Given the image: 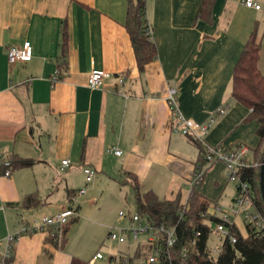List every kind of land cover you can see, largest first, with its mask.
<instances>
[{
  "label": "crops",
  "instance_id": "1",
  "mask_svg": "<svg viewBox=\"0 0 264 264\" xmlns=\"http://www.w3.org/2000/svg\"><path fill=\"white\" fill-rule=\"evenodd\" d=\"M201 1L146 0L158 55L140 72L125 27L129 0H0V153L34 160L32 166L12 169L10 176L0 169V243L20 230L25 213L28 218L34 212L54 215L79 201L94 208L97 188L122 191L133 187V177L142 192L152 190L162 198L166 169L186 166L185 174H174L167 182L164 196L180 194L184 202L183 186L197 163L181 165L187 154L182 134L172 129L177 121L167 99L171 87L178 89L182 115L201 123L214 117V128H222L219 136L201 132L206 144L221 140L251 150L258 146V124L244 122L250 109L231 97V87L235 65L253 31L261 43L259 68L264 74V37L259 38L253 22L263 9L248 8L243 0H216L212 22H207L197 15ZM28 41L32 59L10 64L8 48ZM64 60L63 79L53 82ZM94 69L113 74L105 89L87 85ZM118 74L125 75L123 83H116ZM224 104L231 107L221 116L218 110ZM251 125L254 147L244 142H251L244 128ZM231 134L234 142L222 140ZM113 147L121 155L108 152ZM64 159L71 165L60 171ZM85 166L97 170L91 183L86 182ZM70 171L83 173L84 185L71 186ZM85 186V194L77 193ZM30 193L39 196L38 206L22 205ZM76 206L79 219L81 204ZM235 221L246 235L244 216ZM48 240L43 231L20 236L11 264H87L94 255L69 247L68 234L63 246ZM113 256L109 263L119 264Z\"/></svg>",
  "mask_w": 264,
  "mask_h": 264
},
{
  "label": "built area",
  "instance_id": "2",
  "mask_svg": "<svg viewBox=\"0 0 264 264\" xmlns=\"http://www.w3.org/2000/svg\"><path fill=\"white\" fill-rule=\"evenodd\" d=\"M243 4L248 8L261 10L262 5L258 0H243ZM146 33L152 35L153 28L148 23ZM7 57L10 64L17 62H27L33 57V45L31 42H25L23 45L11 46L7 50ZM113 77V74L94 69L88 74L87 85L94 89H105L108 85V80ZM58 79V71L53 76V82ZM116 83H123L125 81L124 74L116 75ZM168 102L172 106L173 115L177 123L172 126L175 132H178L189 138H196L204 145V158L203 161L198 162L194 171L190 177L185 181V186L189 189L188 198L190 192L199 185H202L206 175L205 163H217L222 162L225 165L226 173L229 182H234L238 189V195L234 199V205L230 210H224L218 201H212L209 204V209L206 213H203V217L209 215L215 217L217 220L211 222L212 232H217L222 238V242L213 247V253L217 254L222 251L224 241L229 239L231 243L237 241L235 230L239 229L236 224L235 217L243 215L246 224L254 225L258 230H262L264 234V216L256 209L253 192L250 188V184L243 178V174L250 167H257L259 163L251 160V149L248 145L242 144L238 146H228L226 144L219 143L217 145L206 144L202 140L201 132H207L212 124L215 122V118H210L205 123H200L191 118H187L179 111L178 106V89L171 87L167 96ZM230 108V104H224L219 108L221 115H225ZM108 152L121 155L122 151L118 148H110ZM0 164L7 166L4 174L10 176L12 174L11 161L7 155L0 153ZM71 165L70 159H64L62 161L60 171H64ZM85 179L87 183L94 181L97 174V170L92 166H85L84 169ZM86 187L80 189L77 193L85 194ZM188 200L182 202L181 217L185 218V211L188 207ZM120 217H129L130 225L128 226H112L109 229L108 239L116 241L120 244L128 243L129 238L138 240L137 248L141 246V256L139 258H131L135 254L119 253L113 256V261H117L119 264H173L171 249L177 243L179 237L175 226H169L165 224L156 225L150 217L142 215L138 212L128 213L124 210H120ZM78 217V208L75 203L64 211L54 215H43L40 217L28 218L24 215L21 216L20 230L14 233H9L4 243H0V264H11L15 257L17 240L24 234H32L43 231L48 234L49 238L57 236L59 243L64 238V229L71 222V220ZM240 230V229H239ZM212 233V234H213ZM141 235H146L144 240H139ZM201 235L199 228L195 230V237L192 240H187L186 245L183 248L184 255L189 251H198L196 238ZM136 248V249H137ZM104 255L98 251L88 261L87 264H97V261L102 259Z\"/></svg>",
  "mask_w": 264,
  "mask_h": 264
},
{
  "label": "trees",
  "instance_id": "3",
  "mask_svg": "<svg viewBox=\"0 0 264 264\" xmlns=\"http://www.w3.org/2000/svg\"><path fill=\"white\" fill-rule=\"evenodd\" d=\"M216 0H202L198 9V17L207 22H212V7ZM146 0H129L127 8V17L125 27L130 35L136 61L140 72L145 70V66L154 60L158 55V50L152 35L146 33L147 29ZM67 29L64 27V53L67 52ZM261 54V43L257 38L255 31L251 33L246 41L245 47L235 65L233 81L231 87V97L251 111L244 119L245 123L252 121L258 124L256 134L260 142L255 149L251 151V160L257 161V167H250L243 174V178L250 184L253 192V198L256 209L264 216V201L261 195V165L264 161V74L259 68ZM66 55V54H65ZM64 55V57H66ZM67 63L64 60L60 69H58V79H63V70ZM204 155V145L196 138H192ZM204 158V156H202ZM12 169L17 167H29L34 164V160L19 158L17 160L9 157ZM203 161V159H202ZM201 162V161H199ZM5 172L7 166H0ZM134 178L133 188L136 192V202L138 213L148 215L156 225L175 226L178 233V241L171 249L173 264H264V234L254 225L247 224V234L244 235L239 229L235 230L237 241L231 243L229 239L224 241L222 251L213 253L208 245L212 235L211 222L217 220L215 217L206 215L211 201L202 194L201 186L194 188L188 198V207L184 213L185 218L181 217L183 208L180 194L175 198H160L154 191L149 190L142 192L140 186ZM71 190L69 191V193ZM72 193V192H71ZM69 194V196L71 195ZM22 205L25 207L38 206L41 203L36 193H30L23 197ZM78 220V217L64 229V238L61 243L58 242L57 236L49 238L48 241L56 246L64 245L67 242V234L71 225ZM199 228L201 235L196 238L198 251H189L186 255L183 248L187 240L195 237V230ZM140 249H137L135 256L139 258Z\"/></svg>",
  "mask_w": 264,
  "mask_h": 264
},
{
  "label": "rangeland",
  "instance_id": "4",
  "mask_svg": "<svg viewBox=\"0 0 264 264\" xmlns=\"http://www.w3.org/2000/svg\"><path fill=\"white\" fill-rule=\"evenodd\" d=\"M258 2L262 5L263 13L261 15H258L257 17H254L253 22L254 24L256 23L258 25L257 33L259 35V38L262 39L264 37V0H258ZM261 65L264 68V40L262 47ZM216 124L217 123L215 119V123L210 127L207 132L212 135L219 136L220 134H222V128H214ZM247 125L250 124L247 123ZM244 128H246L249 138L251 137V142H244H247L252 147H254L256 144V134L254 126H244ZM180 136L184 139V150L187 154L186 162H184L185 164L181 165H187V162H189L190 165L194 166V164L198 163L199 161H202V156L204 155H202L200 148L194 142H191L188 138L184 137L183 135ZM232 136V134L230 136L224 135L222 140H225L227 143H232L234 142ZM220 141H218L217 143L219 144ZM204 169H206V175L204 178V182L201 186L202 194L205 196V198L207 197V199H210L212 201L217 200L224 210H230L234 205V199L237 196V186L234 182H228V176L224 163L206 162ZM186 171V166H182L179 170L166 169L165 179L161 183H163L164 181L165 182L162 185V189H159V195L164 198V196L168 194L167 182L170 180V178H172L174 174H185ZM66 173L67 171L63 172V176ZM69 184L71 186H75V188L84 185L83 173L78 171H70ZM183 189H185L184 191L187 192V195L186 193H184L183 199L185 200L184 202H186L188 200L189 189L185 186H183ZM102 192L107 193L105 195V199L101 198ZM95 195L96 199L91 204L94 208H92L90 205L84 206V201H81V203L80 201L79 203L77 202V204H81V210H79L80 218L71 225V228L68 232L67 245H69V247L75 250L79 248V250H82L85 255L95 254L97 251H100L103 255H105L106 258L103 261H99L97 264H111L109 263L110 257L113 255H117L119 250L129 254H133L135 251V247L137 245L138 240H133L130 237L129 242L124 244H119L116 241H112L108 239V230L110 229L108 226L112 227L130 225L128 217H120L119 212L120 210H124L128 213L138 212L136 192L133 187L123 188L122 191H111V189L109 188L106 189L104 187H100L97 188ZM36 213L39 212H34L33 214L35 215H28H33L31 218L49 215L42 214L38 216V214ZM26 214L27 213H25L24 216ZM83 216L85 217L83 218ZM78 222L80 224H78ZM145 237L146 235H141L139 240H144ZM221 242L222 238L220 237V235L217 232H214L210 236L208 242L211 251H213V247L218 246Z\"/></svg>",
  "mask_w": 264,
  "mask_h": 264
},
{
  "label": "water",
  "instance_id": "5",
  "mask_svg": "<svg viewBox=\"0 0 264 264\" xmlns=\"http://www.w3.org/2000/svg\"><path fill=\"white\" fill-rule=\"evenodd\" d=\"M260 187H261V195L264 201V161L261 165V180H260Z\"/></svg>",
  "mask_w": 264,
  "mask_h": 264
}]
</instances>
